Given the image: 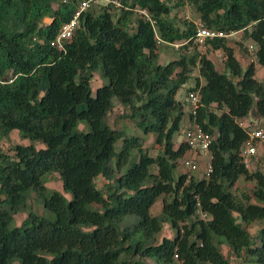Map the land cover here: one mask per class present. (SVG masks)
Masks as SVG:
<instances>
[{
    "label": "trees",
    "instance_id": "16d2710c",
    "mask_svg": "<svg viewBox=\"0 0 264 264\" xmlns=\"http://www.w3.org/2000/svg\"><path fill=\"white\" fill-rule=\"evenodd\" d=\"M81 1L0 0V141L17 130L44 144L0 147V264H232L231 256L264 264V174L245 166L247 128L239 124H264V76L256 77L264 0H103L80 13L63 48L51 45ZM184 3L206 27L243 33L254 51H242L254 59L243 67L229 37L208 39L204 47L223 53L218 70L192 41L196 23L171 17ZM176 42L178 56L160 63L162 48ZM195 69L187 95L198 91L200 104L195 115L189 110V126L212 135L211 169L175 176L189 149L173 140L185 114L176 95ZM94 71L108 82L92 94ZM114 98L127 108L121 117L154 136L155 156L142 137L107 123ZM52 172L69 199L45 185ZM240 178L253 186L236 194ZM166 223L173 237H160Z\"/></svg>",
    "mask_w": 264,
    "mask_h": 264
},
{
    "label": "rangeland",
    "instance_id": "374dc122",
    "mask_svg": "<svg viewBox=\"0 0 264 264\" xmlns=\"http://www.w3.org/2000/svg\"><path fill=\"white\" fill-rule=\"evenodd\" d=\"M103 0H99L98 2H102ZM169 1L170 3L173 2V0H166ZM103 3H96L94 4V6L96 7V9H99L100 5H102ZM171 17L176 21V23H178L179 25L182 24L181 20H188V21H193L195 23L199 22L198 19V14L195 11L194 7L190 4L184 3L180 6H177L176 8L173 9L172 13H171ZM50 19L45 18L44 21L47 22ZM228 43L230 45H232L236 51V55L239 58V60L241 61L243 67H245L244 65H247L251 60H253V56L250 55L247 51H242V47L247 48L249 44H253L252 41L250 39H247L243 36V33H238L235 36L229 37L228 38ZM176 46H167L162 48L161 50V54L159 57V62L160 63H164L167 60L171 59V58H175L178 56V46H180L181 42H176L175 43ZM194 45V44H192ZM241 45V46H240ZM200 51H205L208 49V53L210 55V58L213 60L215 67L220 70L223 71V63H222V50H217V51H212L210 48L204 47V46H198ZM198 75V71L197 69L194 70L192 76L187 80V82L180 88V90L178 91L176 98L178 100H180L182 102V104H184V117L181 121L180 124V129L179 131L174 135V143L175 146L177 147L181 142H183L185 140V131L186 129L189 127V119H188V112H189V105L186 101V96L187 93L189 91H187V88L189 87H193L194 85V77ZM235 80V78H234ZM108 79L104 76H102L100 74L99 71H94L93 72V76L92 79L90 81V86H91V90H92V94H95V91L98 87L103 86L105 84H107ZM113 109L109 112L108 116H107V123L112 127V128H120L125 130L129 135H136V136H140L144 139V146L145 148H147L148 152L150 155L155 156L159 149L157 148V146L154 144V136L153 135H145L143 134V132L136 127V125L134 124V122H132L131 120L121 117L122 114L127 112V108H125L124 106H122L116 98L113 99ZM249 120L250 119H254V117L249 116L248 117ZM256 121V120H254ZM257 122V121H256ZM78 129H84V131L88 130V127L83 124V123H79L78 125ZM33 142H30L28 139L26 138H21L18 131L17 130H12L9 134L8 137L2 139L0 141V147L2 150L4 151H10V148L15 145V144H22V145H26V144H30ZM37 148L39 147H43L44 144L41 142H34L33 143ZM121 145V142H118L116 144V148H119ZM12 152V151H10ZM197 158V165L198 168L195 171H188L187 169L181 167V165H178V168L175 170L174 174L175 176L178 175V173H188L190 175H194V176H202L205 172V165L206 162L208 161V157L205 156H196ZM107 182L106 179H104L102 176H98L96 178V184L99 188L103 189L104 184ZM45 185L49 188V190H55V191H59L61 193H63L65 195V197L67 199L70 198L69 193L64 192L63 188H62V183L61 180L59 178V174L56 172H52L50 174L47 175L46 177V183ZM253 186V182L251 181H246L243 178H240L239 181L237 182L235 188H234V192H236V194H240L242 191H249ZM30 204L31 207L33 208V210L37 211L40 214L43 215H47V212L44 210L43 206L40 203H34V201L32 199H30ZM161 205H162V198H159L153 205L152 207V213L153 214H157L160 209H161ZM26 213L25 212H20L14 215V222L16 225H19L21 223V221L25 218ZM262 221H257L255 223H253L249 228V232H250V236L252 238V240H254L255 235L258 231V229L262 226ZM174 235V230L166 223L164 224V227L162 229V232L160 234V237L163 236H167V237H173ZM223 253L227 254L228 253V249L223 246L222 247ZM149 264H154L151 260L145 259ZM230 262L232 264H250V263H246L241 259H238L234 256L230 257Z\"/></svg>",
    "mask_w": 264,
    "mask_h": 264
},
{
    "label": "built area",
    "instance_id": "2783aa9c",
    "mask_svg": "<svg viewBox=\"0 0 264 264\" xmlns=\"http://www.w3.org/2000/svg\"><path fill=\"white\" fill-rule=\"evenodd\" d=\"M98 1L99 0H82L78 5V10L68 22L62 25L56 38L51 41V45L56 46L59 49L63 48V40L72 36L80 13ZM111 2L115 3L116 6H119V2L117 0H111ZM238 33H240V31L225 33L222 30L210 29L201 22H197L192 41L199 46H204L208 39L215 37H231ZM173 45L176 46L175 43ZM248 48L249 51L253 53V45L249 44ZM186 101L192 114L195 115L200 104L199 92H190L186 97ZM239 124L247 128V139L240 151V155L244 160L245 166L249 169H254L256 166H259L263 170L264 174V124L250 126L244 121H239ZM184 141L187 143L189 149L183 154L180 160L181 167L187 169L188 171H195L198 168L196 156H205L208 157V161L205 165L204 175H209L211 169L209 146L212 141V135L196 123L190 125L186 129Z\"/></svg>",
    "mask_w": 264,
    "mask_h": 264
},
{
    "label": "crops",
    "instance_id": "0c3cea01",
    "mask_svg": "<svg viewBox=\"0 0 264 264\" xmlns=\"http://www.w3.org/2000/svg\"><path fill=\"white\" fill-rule=\"evenodd\" d=\"M256 67H257L256 77L260 79V78H262L264 76V67H262V66H260L258 64L256 65Z\"/></svg>",
    "mask_w": 264,
    "mask_h": 264
}]
</instances>
